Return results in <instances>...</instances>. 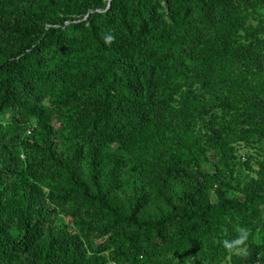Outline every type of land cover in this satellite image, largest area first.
Masks as SVG:
<instances>
[{"label": "trees", "instance_id": "obj_1", "mask_svg": "<svg viewBox=\"0 0 264 264\" xmlns=\"http://www.w3.org/2000/svg\"><path fill=\"white\" fill-rule=\"evenodd\" d=\"M0 264H264V0H0Z\"/></svg>", "mask_w": 264, "mask_h": 264}, {"label": "rangeland", "instance_id": "obj_2", "mask_svg": "<svg viewBox=\"0 0 264 264\" xmlns=\"http://www.w3.org/2000/svg\"><path fill=\"white\" fill-rule=\"evenodd\" d=\"M54 124L57 125L56 122H54ZM241 153L243 154V157L242 156H239V165H237L238 168H239V172H240L239 173V176L237 177L238 180L239 179H241V180L247 179L251 175L256 176L254 172H255V170L258 167L257 159L250 160V163H248L246 161V159H247V153L245 152V149L241 148L240 149V152H239V155ZM253 156H256L258 159H260V157L257 156V154H255V155L253 154ZM214 160H217V157H214L213 158V161ZM244 163H248L251 166V168H252L251 170L252 171L250 169H248L244 165ZM225 174L227 175V172ZM238 196H239V198H242V194L241 193H239ZM261 207H263V206H261ZM57 223L60 224V225H63L64 223H68V224H70L73 227L74 230H77V231H79L80 228H81L80 221L78 219L74 218V217L69 216V215L58 217L57 218ZM83 238H84L85 241L87 240L86 237H83ZM101 240L102 239H100L98 242H100ZM88 242L91 243V241H88ZM91 244H93V243H91Z\"/></svg>", "mask_w": 264, "mask_h": 264}, {"label": "clouds", "instance_id": "obj_3", "mask_svg": "<svg viewBox=\"0 0 264 264\" xmlns=\"http://www.w3.org/2000/svg\"><path fill=\"white\" fill-rule=\"evenodd\" d=\"M112 36H107L105 41L110 43ZM249 230L247 227H240L237 230V235L231 239L225 238L221 241L222 246L229 252H236L239 255H247L246 242L248 240Z\"/></svg>", "mask_w": 264, "mask_h": 264}]
</instances>
